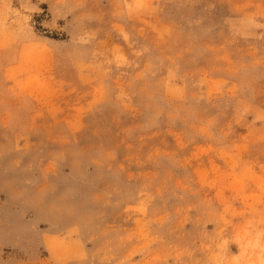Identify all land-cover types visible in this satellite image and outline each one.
I'll list each match as a JSON object with an SVG mask.
<instances>
[{
  "label": "rangeland",
  "instance_id": "1",
  "mask_svg": "<svg viewBox=\"0 0 264 264\" xmlns=\"http://www.w3.org/2000/svg\"><path fill=\"white\" fill-rule=\"evenodd\" d=\"M0 264H264V0H0Z\"/></svg>",
  "mask_w": 264,
  "mask_h": 264
}]
</instances>
